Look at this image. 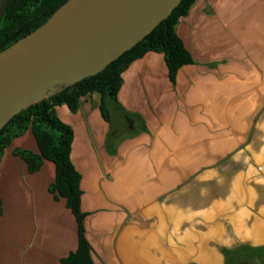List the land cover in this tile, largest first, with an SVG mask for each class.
<instances>
[{"label":"crops","instance_id":"1","mask_svg":"<svg viewBox=\"0 0 264 264\" xmlns=\"http://www.w3.org/2000/svg\"><path fill=\"white\" fill-rule=\"evenodd\" d=\"M175 30L192 62L173 80L161 52L130 62L116 136L97 92L56 107L94 264H227L264 247V0H195ZM16 148L38 151L27 130L0 157V264H60L76 219L49 190L54 163L29 173Z\"/></svg>","mask_w":264,"mask_h":264},{"label":"trees","instance_id":"2","mask_svg":"<svg viewBox=\"0 0 264 264\" xmlns=\"http://www.w3.org/2000/svg\"><path fill=\"white\" fill-rule=\"evenodd\" d=\"M65 1L8 0L4 8L3 25L11 27L15 22L18 24L11 30L0 31V50L45 22ZM194 1L181 0L168 17L163 19L131 49L109 63L102 71L29 105L15 114L0 130V157L13 138L21 136L29 130L35 138L38 151L16 148L13 153L26 162L29 173L37 171L45 160L55 165V177L49 190L55 196L65 199L67 208L71 210L76 219L78 235L76 250L62 258L60 264L94 263L83 227L85 213L81 210V176L70 158L73 131L58 117L56 107L66 104L71 111H76L85 96L97 92L101 95L102 116L111 125L110 135L116 136L120 131L117 118H121L123 121L128 118V114L121 109L117 102V93L121 86V73L130 62L142 57L148 51L161 52L164 55L171 80L174 79L181 66L192 62V57L177 35L175 26L178 19L188 12ZM18 27H24V30L14 35L13 30ZM251 251L254 252L247 259L257 257L261 262L264 261V247ZM226 259L227 263L231 264L239 260H235L232 255H227Z\"/></svg>","mask_w":264,"mask_h":264},{"label":"water","instance_id":"3","mask_svg":"<svg viewBox=\"0 0 264 264\" xmlns=\"http://www.w3.org/2000/svg\"><path fill=\"white\" fill-rule=\"evenodd\" d=\"M180 2L66 0L45 22L0 50V130L29 105L102 71Z\"/></svg>","mask_w":264,"mask_h":264},{"label":"flooded vegetation","instance_id":"4","mask_svg":"<svg viewBox=\"0 0 264 264\" xmlns=\"http://www.w3.org/2000/svg\"><path fill=\"white\" fill-rule=\"evenodd\" d=\"M7 1L8 0H4L2 6H0V31H2V32H5V30H11L15 27L16 24H18L15 22L14 24L11 25V27H7V26L5 27L3 25V21H4V17H5L4 16V8H5ZM23 30H24V27H18L17 29L13 30V33L15 35L16 33L23 32Z\"/></svg>","mask_w":264,"mask_h":264},{"label":"rangeland","instance_id":"5","mask_svg":"<svg viewBox=\"0 0 264 264\" xmlns=\"http://www.w3.org/2000/svg\"><path fill=\"white\" fill-rule=\"evenodd\" d=\"M3 1L4 0H0V6H2V4H3ZM256 259L257 258H252V259H241L239 262H238V264H253V262H255L256 261Z\"/></svg>","mask_w":264,"mask_h":264}]
</instances>
